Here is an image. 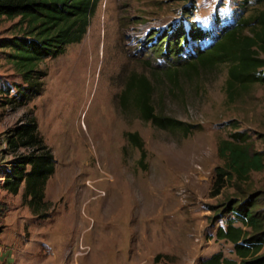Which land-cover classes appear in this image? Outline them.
<instances>
[{"label": "rangeland", "instance_id": "1", "mask_svg": "<svg viewBox=\"0 0 264 264\" xmlns=\"http://www.w3.org/2000/svg\"><path fill=\"white\" fill-rule=\"evenodd\" d=\"M260 8L256 0H99L83 39L38 65L42 90L16 109L5 100L22 80L0 48V264H201L217 252L238 261L216 230L234 218L222 213L229 201L256 197L264 213V170L213 195L224 166L217 147L240 131L264 151V87L232 102L227 64L180 74L176 84L163 72ZM17 22L0 18V40L19 35ZM133 74L153 83L156 113L193 132L158 129L122 104ZM31 117L54 159L38 208L22 200L24 185L17 195L2 188L13 158L7 133ZM129 133L142 141L143 160Z\"/></svg>", "mask_w": 264, "mask_h": 264}, {"label": "trees", "instance_id": "2", "mask_svg": "<svg viewBox=\"0 0 264 264\" xmlns=\"http://www.w3.org/2000/svg\"><path fill=\"white\" fill-rule=\"evenodd\" d=\"M98 1L0 0V18L18 19L16 26L20 32L0 40V48L8 51L6 59L22 80L15 86V94L6 96V105L16 109L40 94L43 72L37 69L38 65L47 58L62 55L66 46L83 39ZM256 3L261 8L255 14L240 18L195 56L183 63L175 62L174 67L164 70L165 78L176 84L180 74L191 79L200 71L227 64L225 91L229 101L233 102L241 91L255 84L264 87V0ZM153 93L154 85L146 76L133 74L120 100L124 105L132 104L143 121L158 129L183 136L191 134L193 125L155 112ZM126 137L140 151L143 160L145 151L138 134L129 133ZM5 143L13 158L1 172L3 190L17 195L24 185L22 200L32 208L42 206L46 182L54 172V159L39 135L35 119L31 117L9 130ZM217 153L224 166L215 170L213 195L227 182L245 181L250 172L264 170V151L255 150L250 135L244 132L234 131L229 139L220 140ZM256 205V197L251 196L240 203L229 201L222 210L234 218L227 220L225 227L217 228L216 238L233 245L238 261L217 252L201 264H264V255H260L264 246V213L257 211Z\"/></svg>", "mask_w": 264, "mask_h": 264}, {"label": "flooded vegetation", "instance_id": "3", "mask_svg": "<svg viewBox=\"0 0 264 264\" xmlns=\"http://www.w3.org/2000/svg\"><path fill=\"white\" fill-rule=\"evenodd\" d=\"M124 89H125V87H124ZM124 89H123V90H124ZM123 90H122V91H123Z\"/></svg>", "mask_w": 264, "mask_h": 264}]
</instances>
